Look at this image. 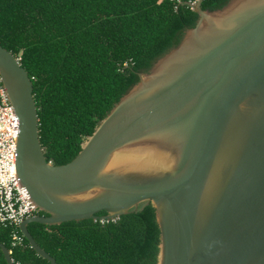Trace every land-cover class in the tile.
<instances>
[{
	"label": "water",
	"instance_id": "1",
	"mask_svg": "<svg viewBox=\"0 0 264 264\" xmlns=\"http://www.w3.org/2000/svg\"><path fill=\"white\" fill-rule=\"evenodd\" d=\"M201 3H188L195 25L64 165L46 161L32 82L0 46V82L19 123L17 178L43 213L19 230L50 264L30 223L110 221L148 204L160 232L156 264H264V0L213 11Z\"/></svg>",
	"mask_w": 264,
	"mask_h": 264
},
{
	"label": "trees",
	"instance_id": "2",
	"mask_svg": "<svg viewBox=\"0 0 264 264\" xmlns=\"http://www.w3.org/2000/svg\"><path fill=\"white\" fill-rule=\"evenodd\" d=\"M195 1L0 0V46L19 60L32 82L47 162L59 166L76 157L138 74L195 25L198 15L188 4ZM228 1L202 0L201 9H220ZM27 228L56 264L157 262L160 232L151 204L103 223ZM0 244L14 263L50 264L26 239L12 247L11 230L1 225ZM0 264H7L1 249Z\"/></svg>",
	"mask_w": 264,
	"mask_h": 264
},
{
	"label": "built area",
	"instance_id": "3",
	"mask_svg": "<svg viewBox=\"0 0 264 264\" xmlns=\"http://www.w3.org/2000/svg\"><path fill=\"white\" fill-rule=\"evenodd\" d=\"M18 125V117L0 82V225L10 228L12 247L23 245L25 238L19 230L23 220L38 214L25 187L19 185L17 178ZM98 221L108 222L102 219Z\"/></svg>",
	"mask_w": 264,
	"mask_h": 264
}]
</instances>
